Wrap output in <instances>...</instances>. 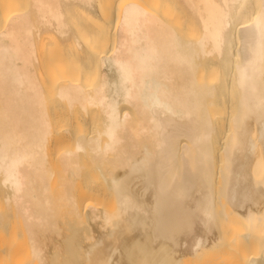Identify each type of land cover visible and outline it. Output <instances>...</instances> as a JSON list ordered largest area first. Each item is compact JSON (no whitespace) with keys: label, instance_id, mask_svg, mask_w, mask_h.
<instances>
[{"label":"bare ground","instance_id":"1","mask_svg":"<svg viewBox=\"0 0 264 264\" xmlns=\"http://www.w3.org/2000/svg\"><path fill=\"white\" fill-rule=\"evenodd\" d=\"M261 0H0V264H264Z\"/></svg>","mask_w":264,"mask_h":264},{"label":"snow or ice","instance_id":"2","mask_svg":"<svg viewBox=\"0 0 264 264\" xmlns=\"http://www.w3.org/2000/svg\"><path fill=\"white\" fill-rule=\"evenodd\" d=\"M260 7L262 8V10H264V0H261ZM99 264H110V262L109 261H101V262H99Z\"/></svg>","mask_w":264,"mask_h":264}]
</instances>
